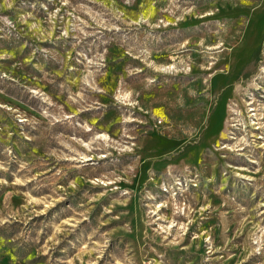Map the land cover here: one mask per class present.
<instances>
[{"label": "rangeland", "instance_id": "374dc122", "mask_svg": "<svg viewBox=\"0 0 264 264\" xmlns=\"http://www.w3.org/2000/svg\"><path fill=\"white\" fill-rule=\"evenodd\" d=\"M0 264H264V0H0Z\"/></svg>", "mask_w": 264, "mask_h": 264}]
</instances>
